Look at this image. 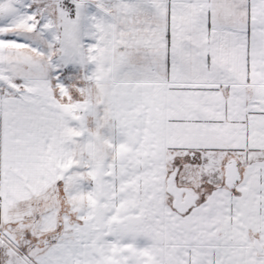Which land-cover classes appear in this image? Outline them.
I'll use <instances>...</instances> for the list:
<instances>
[{
  "label": "snow or ice",
  "instance_id": "snow-or-ice-1",
  "mask_svg": "<svg viewBox=\"0 0 264 264\" xmlns=\"http://www.w3.org/2000/svg\"><path fill=\"white\" fill-rule=\"evenodd\" d=\"M0 264H264V0H0Z\"/></svg>",
  "mask_w": 264,
  "mask_h": 264
}]
</instances>
